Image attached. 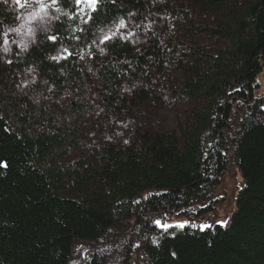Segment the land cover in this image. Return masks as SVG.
Masks as SVG:
<instances>
[{
  "label": "trees",
  "instance_id": "obj_1",
  "mask_svg": "<svg viewBox=\"0 0 264 264\" xmlns=\"http://www.w3.org/2000/svg\"><path fill=\"white\" fill-rule=\"evenodd\" d=\"M223 1L199 2L215 8ZM121 2L123 7L118 6ZM61 3L64 11L75 10L73 0ZM157 8L154 0L107 2L100 20L110 24L116 16L135 11L131 19L140 23L152 18ZM16 20L0 4V34ZM77 24L78 19L61 16L51 29L61 42L54 45L47 35H39L23 57L0 64V86L34 69L59 92L94 82L101 107L112 115L122 112L119 103L125 100L127 85L133 89L132 103L147 106L155 95L150 87L153 67L162 71L166 64L158 45L153 41L137 54L131 44H121L107 56L97 54L95 61L50 60L61 43L76 51L103 26L100 21L92 24L87 40L85 33L75 32L81 37L77 42L72 31ZM237 26L242 40L224 70L195 75L181 93L209 104L195 138L182 147L174 136L145 135L142 162L106 149L112 191L95 202L58 195L46 172L35 165L63 144L64 135L31 138L12 132L4 117L0 120V161L8 165L0 168V264H264V0H245ZM124 60L131 61V67L121 63ZM231 169L241 184L225 228L216 224L223 200L214 197ZM165 214L168 223L188 220L213 227L202 232L189 225L162 233L152 221Z\"/></svg>",
  "mask_w": 264,
  "mask_h": 264
},
{
  "label": "rangeland",
  "instance_id": "obj_2",
  "mask_svg": "<svg viewBox=\"0 0 264 264\" xmlns=\"http://www.w3.org/2000/svg\"><path fill=\"white\" fill-rule=\"evenodd\" d=\"M199 1L164 0L161 3L157 0L158 8L148 21L138 23L131 19L133 24H130V28L134 29L135 24L141 25L134 38L138 43L131 44L135 52L142 54L154 41L166 63L162 71H157L156 65L153 67L150 87L155 95L145 107L132 103V95L124 91L125 100L119 103V107H123L121 113L112 115L103 110L96 115L99 111L96 105L102 107L98 99L93 103V93H96L94 82L83 85L77 91L59 92L41 80L34 69L16 81L0 86V113L12 132L31 138L64 135L60 147L35 163L49 176L58 195L90 203L112 191L103 154L106 149H115L122 152L123 157L133 156L142 162L145 135L161 138L174 136L182 147L195 138L209 104L184 97L181 93L190 80L197 79V75H217L224 70L225 63L233 58L236 46L242 40L237 20L245 0H224L215 8H207ZM0 4L16 17L27 15V10H18L12 0ZM22 22V18L17 19L9 28L18 27ZM149 22H152V28L145 32L143 25ZM48 34L51 31L47 34L38 32L36 39L39 35ZM21 39L30 41V37L10 33L12 51L6 54L0 38L1 65L15 56L23 57L34 44L29 42L28 50L17 55L20 47L18 43L11 42ZM33 77L36 78L35 83H28L23 88L22 82H29ZM125 87L129 88L128 85ZM122 124H127V128ZM118 132L123 135L116 136ZM108 137H112V140ZM124 139H129L131 143L124 145ZM240 184V175L231 169L214 197L223 200L216 222L227 220L229 225Z\"/></svg>",
  "mask_w": 264,
  "mask_h": 264
},
{
  "label": "snow or ice",
  "instance_id": "obj_3",
  "mask_svg": "<svg viewBox=\"0 0 264 264\" xmlns=\"http://www.w3.org/2000/svg\"><path fill=\"white\" fill-rule=\"evenodd\" d=\"M107 2H110L114 5L118 4V0H73L74 11L70 14L67 11L63 10L61 0H12V3L17 7L18 10H27L26 16H17L16 19H23V22L14 28H5L3 33L0 34V38L3 40V47L2 50L4 53H10L12 51L11 45L9 44V35L10 33H16L17 35L27 36L30 37V41L25 39H21L19 42L16 40H12V44H17L20 47V55L23 52H26L29 48V42L35 43L36 42V34L38 32L43 33H50V25L54 20H59L61 16H67L69 20H79L80 24L90 25V28L86 29L80 27V24L72 29L73 31V38L75 41L79 42L81 40L80 36H76L75 32L85 33V40H87V33L91 30V25L96 24L97 21H100V24L103 26H97L94 31H92V39L89 43H85L84 47H80L77 51L70 50L68 47L63 46L61 43V47L58 50V54L55 56H50L49 59L55 61L56 63H60L61 61H69L71 62L72 58L78 61H84L86 58L89 61H95L97 59V54L99 56H107L108 51L110 48L114 49L118 45L121 44H133L135 45L138 43L137 39H134L138 35V30L140 29V24H135L134 29L130 28V24H133L131 17L136 16L137 13L135 11H129L127 13V17L124 15H118L112 19L111 23H107L105 21L100 20L102 14H106L104 12V6ZM157 2V0H154ZM159 2H164V0H159ZM0 3L7 4L8 0H0ZM120 7H123L122 2L119 3ZM155 15V14H153ZM144 31L148 32L152 28V22L143 25ZM22 29L24 30L22 32ZM155 35V33H153ZM47 41L51 42L52 44H57L61 42L62 38L56 34H48L46 37ZM163 43V41H161ZM139 52L140 49L137 48ZM5 63L11 65L13 61L11 59L5 60ZM121 63L127 64L131 67V61L124 60ZM103 67V65H102ZM29 72L32 69L28 70ZM87 71L92 73L95 77V73L93 72L91 67H88ZM133 71H135L133 69ZM63 75V71H61ZM123 74H127L126 72ZM147 75L148 73L145 71L144 73ZM36 78L29 82H22V87L26 88L28 83H35ZM47 83V81H45ZM17 87H21V85H17ZM102 90H104V85L100 84ZM135 88V85L133 86ZM51 91V89H49ZM91 92L92 89L89 88ZM125 92L131 93L133 89L124 88ZM111 93H109L110 95ZM93 103L97 99H99L98 93H93ZM96 107L99 111L96 112V115H100L103 112V109L99 107L97 104ZM3 119V116H0V120ZM123 127L127 128V124H122ZM9 129H5L8 131ZM94 135V134H93ZM116 136H122L123 133H115ZM111 141L112 137H108ZM131 141L129 139H124L123 144L129 145ZM7 162L0 161V168H7ZM148 199V197H145ZM201 208L206 207V205L201 204ZM180 213H177L179 215ZM167 214H165L163 219H155L152 223L155 225L157 229H159L162 233H169V229L175 228L179 230H183L185 227L189 225L192 228H197L199 231H206L213 227L211 224L203 223L197 226L194 223H191L188 220L168 223L167 222ZM217 225L220 227H227L228 221L227 220H218ZM157 239L153 238L152 243L155 245L157 244ZM139 245H137L138 247ZM173 257H175V253H172Z\"/></svg>",
  "mask_w": 264,
  "mask_h": 264
}]
</instances>
